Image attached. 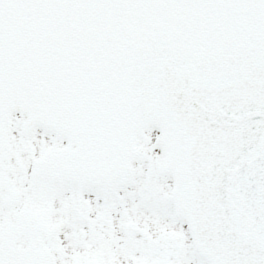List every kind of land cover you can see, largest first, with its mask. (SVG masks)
<instances>
[{
  "label": "snow or ice",
  "instance_id": "obj_1",
  "mask_svg": "<svg viewBox=\"0 0 264 264\" xmlns=\"http://www.w3.org/2000/svg\"><path fill=\"white\" fill-rule=\"evenodd\" d=\"M0 264H264V0H0Z\"/></svg>",
  "mask_w": 264,
  "mask_h": 264
}]
</instances>
